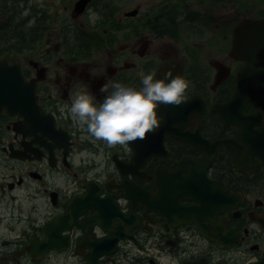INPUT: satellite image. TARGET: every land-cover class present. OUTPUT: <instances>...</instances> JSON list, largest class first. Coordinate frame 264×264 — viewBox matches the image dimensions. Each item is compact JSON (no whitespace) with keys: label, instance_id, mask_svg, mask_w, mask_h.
Segmentation results:
<instances>
[{"label":"flooded vegetation","instance_id":"flooded-vegetation-1","mask_svg":"<svg viewBox=\"0 0 264 264\" xmlns=\"http://www.w3.org/2000/svg\"><path fill=\"white\" fill-rule=\"evenodd\" d=\"M88 1L89 4L83 12L74 8L72 12L74 19L78 16L83 18L95 7L97 0ZM168 1L158 2V4L163 3L165 14ZM55 13L50 11L49 19ZM42 18L46 19L45 16ZM60 35L61 32H58V36ZM66 36L79 38L88 35L75 32L67 33ZM118 49L116 47L108 49L106 59L99 64L94 60L93 63L80 65L78 68L73 66V62H66L63 59L56 65L45 67L46 72L39 83L40 90L39 92L37 90L36 94L37 104L42 113L54 117L58 129L66 132L70 138L68 143L67 136L61 135L68 148L66 155L63 149L56 148L55 143L46 137L49 133V125L50 127L52 125L51 119L47 121L42 115L43 119L39 120L37 127L43 131L40 130L38 134L26 123L25 117L1 114L0 264H57L58 262L86 264V260L77 250L78 244L83 242L86 235L79 228L70 226V230L61 232L58 238V220L66 214V206L72 198L84 194L94 180L102 183L104 189L102 196L113 193L117 197H122L124 193L123 187H120L122 179L114 165V158L122 155L123 159L129 162L128 155L131 152L128 146L109 148L103 142L91 138L86 129L74 123L68 109L78 92L92 96L96 106H99L108 94L101 92V87L105 84L120 83L134 89L138 88L135 75L137 70L140 74L145 70L141 62L143 58L137 54L136 47H125L121 51ZM53 50L58 52L60 48ZM122 53L129 57L123 63H121L124 60ZM153 54L157 59H161L157 52ZM178 54L183 62L187 60L183 57V52ZM168 58H170V66H175V57ZM210 59L211 55L207 62H210ZM82 66L84 69L81 68ZM73 67L76 70H73ZM28 74L33 75L31 72ZM196 86L199 85L194 83L192 93ZM215 89L213 91L216 92V97H220L218 102L226 101L235 90L228 83ZM111 90L109 87V92ZM200 97L209 104L216 103L208 99L205 94H201ZM62 108L64 111H61ZM206 110L207 106L201 117V123L192 121L190 128L186 130L190 132L198 130L201 138L211 143L236 141L242 144L238 139L237 127H225L212 112L206 113ZM245 114L255 116V119L248 121L251 122L253 131L264 137V90H258L248 97ZM186 122L188 121L185 119L178 120L174 127L177 128L181 123ZM43 144L46 146H41ZM165 144L167 147L173 145L171 150L174 154L169 151L170 158L167 160L154 157L145 167L152 163L154 167L160 164L174 167L183 157L200 162H207L210 159L206 170L208 178L212 181L224 182L226 188L235 196L231 204L237 205L236 210H230L229 213L221 216L218 223H213L216 231L222 233L221 236L206 238L203 235L196 241H186L180 247L170 248L165 245L164 247H168L166 253L169 263L258 264L264 262V160L258 161L254 168H245L246 171H243L233 167L230 154L225 147H222L219 154L212 158L215 148H212L211 152L200 147L192 150L169 137L165 138ZM173 149H176V152ZM246 149L247 146L243 145V151ZM220 161L225 165L219 166ZM68 173L72 174L70 180ZM54 176L59 177L58 181H53ZM129 178L131 179L130 176ZM112 181L116 184H112ZM197 188L203 195L206 186H201L200 182H197ZM180 201L186 205L194 203H191L187 197L181 198ZM227 205L230 204H225L224 207ZM92 215L93 211L88 210L81 219H90ZM46 233L49 234V239ZM90 237L103 239L107 235L102 229L92 226ZM46 243L56 247L66 244L70 248L62 253L55 249L45 251L44 247L41 250V246H45ZM90 244H92L90 241L83 242L86 247ZM122 246L124 243L118 245V252L115 255L103 257L100 264H156L155 261L142 256L130 260L133 250L129 247L124 255H119L123 250ZM86 247L82 251L88 254L90 251Z\"/></svg>","mask_w":264,"mask_h":264},{"label":"rangeland","instance_id":"rangeland-1","mask_svg":"<svg viewBox=\"0 0 264 264\" xmlns=\"http://www.w3.org/2000/svg\"><path fill=\"white\" fill-rule=\"evenodd\" d=\"M75 1L0 0V8L5 7L10 11L6 14L0 12V45L3 43V49L0 51L7 55L0 52V59H6L10 63L22 64L28 61L36 64L37 57L43 51L41 58L43 64L56 65L63 59L69 58L75 66H80L91 64L94 60L98 64L103 63L107 57L106 51L112 47L119 48L120 51L130 46L136 47L137 50L151 48L152 51L146 52L148 53L146 56L153 57V53L157 52L161 59L145 61V70L142 73L147 75L156 73L162 68H170L168 57L178 55V45L173 40V36H178L180 39L189 38L181 39L182 44L203 50L200 55V69L194 77L199 86L195 87L193 93L205 94L208 99L213 100L212 102H218L220 97H216V92L212 89L213 62L207 70H204L201 66L203 60L208 61L210 53L214 62L228 64L229 32L246 17L242 11L235 10L236 5L244 6L245 9L250 10L249 14L257 17L264 14V0H169L166 4L168 7L166 14L159 15L156 20L148 18L138 25L136 22L126 23L125 12L134 9L145 12L152 3H158L159 0H97L95 7L84 21L80 16L75 19L72 17ZM50 11L56 12L51 19H49ZM207 13L210 23L207 21ZM43 16L46 19H43ZM4 17L13 20L6 30L2 29L6 21ZM58 32H61L60 36ZM75 32H86L93 38L66 36L67 33ZM57 47H63L64 57L62 54H56L48 58L44 54V51L48 52ZM122 56L124 60L121 63L129 59L124 53ZM135 76L138 87L142 77L138 72ZM173 150L176 152V149ZM218 165L225 164L220 161ZM68 174L70 180L72 174ZM58 178L54 176L53 181Z\"/></svg>","mask_w":264,"mask_h":264},{"label":"clouds","instance_id":"clouds-1","mask_svg":"<svg viewBox=\"0 0 264 264\" xmlns=\"http://www.w3.org/2000/svg\"><path fill=\"white\" fill-rule=\"evenodd\" d=\"M155 76V72L142 73L139 90L120 83L103 85L101 92L108 94L99 106H96L92 96L78 92L68 113L91 138L109 148L127 147L137 140L143 141L160 127L159 106L179 107L185 102L189 88L188 81L172 72L159 79ZM109 87L112 89L110 92Z\"/></svg>","mask_w":264,"mask_h":264},{"label":"water","instance_id":"water-1","mask_svg":"<svg viewBox=\"0 0 264 264\" xmlns=\"http://www.w3.org/2000/svg\"><path fill=\"white\" fill-rule=\"evenodd\" d=\"M138 11H133L132 13L128 14L129 16H135L137 15ZM2 68L6 69V70H10V75L11 76V80L9 78H7L6 76L3 75V71ZM17 67H14L12 69H9L7 67L6 62L2 61L0 62V109L3 107H9L10 105L7 102L3 103V99L6 96V93H3L5 88L7 86H12L13 82L16 83V80H18L19 74L18 72L16 73ZM16 74V75H15ZM18 74V75H17ZM163 76H156V79L162 78ZM6 78V79H5ZM171 106V105H169ZM161 109H163L164 105H160ZM1 111V110H0ZM155 174L158 178V191L159 194H161L162 196H158L159 198H157V202H160L164 196H166L165 193V189L168 187H171L170 189V196H168V199L171 200V202H173V205L178 209L179 207L181 209H184L185 207H181L179 205V207L177 206V198L179 197L177 194L180 191V188L182 187V183H181V175L179 174V171H171L168 170L167 168H162L159 170L155 171ZM93 187V185H92ZM144 190H140V189H136L134 192H131L129 189H127L126 195L128 196V198L132 199V201H137L140 202L143 206L148 205V197L149 195L145 192ZM148 196V197H147ZM196 200H198L201 203V199L195 197ZM115 198L113 197H107L105 199H100L99 198V192L96 193H92V188L88 190V192L84 195V196H77L75 197L70 204H68L67 206V212L68 214L62 218V220H59V224L57 225V236L58 238L60 237V231L64 230V229H69L71 224L73 223V220H75L82 212H84L85 210H87L88 208H93L95 209V215L91 218V220L89 222L86 223L87 226H90L91 224H99L101 225L105 230H109L112 231L113 228L110 225L112 223V220L117 216L118 217V210L115 206ZM139 204V203H137ZM165 207H167V205L165 204ZM209 205L208 204H202L200 207H196V206H192L189 207L188 209V213L190 215H196V214H200L202 215L204 212V216L206 214L209 213V209H208ZM179 208V209H180ZM149 209L151 210V207L149 206ZM180 209V210H181ZM121 219L126 222L128 225L129 224H134L131 230H128L127 226H121L119 228V233L117 232V238L112 237L109 238L105 241H101V242H97L91 238V237H87L85 239V241H90L92 242V244L88 245L89 248H91V253L87 256V260H88V264H98V258L104 254H110L112 253V249L115 248L116 246V242L122 238H128L130 235L131 231H136L139 226L135 223V218H131V219H125L122 218ZM49 238V235H48ZM52 240V238L50 239ZM51 243L49 242V245ZM49 245L45 246H41V250L42 248L46 251L49 248H54L57 250H62L64 247L63 245L61 247H56V246H52L50 247Z\"/></svg>","mask_w":264,"mask_h":264},{"label":"bare ground","instance_id":"bare-ground-1","mask_svg":"<svg viewBox=\"0 0 264 264\" xmlns=\"http://www.w3.org/2000/svg\"><path fill=\"white\" fill-rule=\"evenodd\" d=\"M248 86H246L245 88H243L241 91H244V89H246ZM13 96L14 97H17V94L16 93H13Z\"/></svg>","mask_w":264,"mask_h":264}]
</instances>
